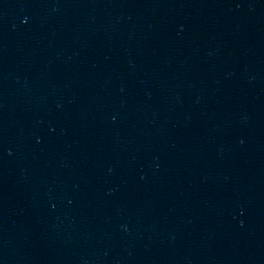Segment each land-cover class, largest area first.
Wrapping results in <instances>:
<instances>
[{
	"label": "water",
	"instance_id": "1",
	"mask_svg": "<svg viewBox=\"0 0 264 264\" xmlns=\"http://www.w3.org/2000/svg\"><path fill=\"white\" fill-rule=\"evenodd\" d=\"M0 264H264V0H0Z\"/></svg>",
	"mask_w": 264,
	"mask_h": 264
}]
</instances>
